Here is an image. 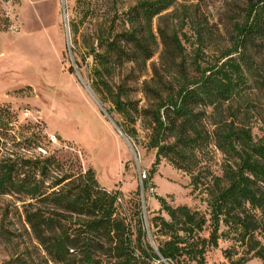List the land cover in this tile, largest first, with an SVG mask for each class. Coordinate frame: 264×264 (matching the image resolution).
Here are the masks:
<instances>
[{
    "label": "trees",
    "instance_id": "1",
    "mask_svg": "<svg viewBox=\"0 0 264 264\" xmlns=\"http://www.w3.org/2000/svg\"><path fill=\"white\" fill-rule=\"evenodd\" d=\"M174 5L175 0H133L122 12L126 27L109 38L97 39L96 49L91 48L88 55L95 63L94 89L110 102L111 109L125 122L133 123L136 116L147 119V147L155 149L149 172L165 158L189 173L194 188L198 183L204 185L209 217L186 204L171 206L158 197V211L165 217L152 216L150 225L164 238L153 250L144 242L136 196L127 199L131 223L117 212L120 192L102 188L91 168L72 172L51 155L0 153V195L24 198L23 220L54 264H150L152 258L170 264H207V251L228 234L245 246L243 256L236 259L229 249L223 250L230 264L264 258V134L255 141L251 128L236 120L239 108L231 110L230 106L241 84L249 82L253 90H264L260 61L264 0L247 1L243 19L233 24L230 46L213 63L201 66L194 59L199 70L195 77L178 61L184 51L179 35L170 30L171 24L161 26ZM158 45V63L150 64L151 74L140 85L153 104L139 108L122 92V82L111 83L104 73L110 59L144 65ZM196 51L198 55L200 48ZM158 64L163 68L161 74ZM207 109H211V130L204 121ZM5 115L8 109L0 106V129L7 125ZM126 129L134 133L132 126ZM212 142L226 158L222 174L202 176L197 153ZM1 146L0 141V150ZM146 183L142 178L141 186ZM208 222L209 233L203 236Z\"/></svg>",
    "mask_w": 264,
    "mask_h": 264
},
{
    "label": "rangeland",
    "instance_id": "2",
    "mask_svg": "<svg viewBox=\"0 0 264 264\" xmlns=\"http://www.w3.org/2000/svg\"><path fill=\"white\" fill-rule=\"evenodd\" d=\"M132 1L0 0V106L8 109L4 117L7 125L0 129V153L51 155L72 172L91 168L102 188L120 192L117 212L131 223L127 199L136 196L144 242L155 250L164 238L150 225L152 216L165 217L158 211V197L171 206L186 204L209 215L204 185L198 183L194 188L189 173L165 158L149 172L155 149L147 147V119L136 116L133 123L125 122L94 89L95 63L88 52L96 49L97 39L109 38L126 27L122 12ZM247 1L175 0L172 13L161 26L171 24L170 30L179 35L184 51L178 61L190 77L199 74L194 59L207 66L230 46L233 24L243 19ZM159 49L158 45L140 66L110 59L104 73L109 82H122V92L139 108L153 104L140 85L151 74L150 64L158 63ZM260 56L264 69V49ZM158 67L163 73L161 64ZM230 106L231 110L239 108L236 120L251 128L255 141L260 140L264 134V90H253L249 82L241 84ZM210 112L207 109L204 117L209 130ZM128 126L134 128L133 134L127 131ZM197 155L202 176L222 174L226 158L213 142ZM142 178L146 187L141 186ZM22 199L16 194L0 195V264H54L23 220ZM209 230L208 222L201 234L207 236ZM231 237L233 234L221 236L218 246L207 251V264H230L223 256L224 249L231 251L232 259L243 256L245 246ZM150 264L159 263L151 260ZM245 264H264V258L250 257Z\"/></svg>",
    "mask_w": 264,
    "mask_h": 264
},
{
    "label": "built area",
    "instance_id": "3",
    "mask_svg": "<svg viewBox=\"0 0 264 264\" xmlns=\"http://www.w3.org/2000/svg\"><path fill=\"white\" fill-rule=\"evenodd\" d=\"M152 261L155 263H160V262L166 263V260L162 258H152Z\"/></svg>",
    "mask_w": 264,
    "mask_h": 264
},
{
    "label": "crops",
    "instance_id": "4",
    "mask_svg": "<svg viewBox=\"0 0 264 264\" xmlns=\"http://www.w3.org/2000/svg\"><path fill=\"white\" fill-rule=\"evenodd\" d=\"M34 1H36V0H34ZM37 1H39V0H37Z\"/></svg>",
    "mask_w": 264,
    "mask_h": 264
},
{
    "label": "water",
    "instance_id": "5",
    "mask_svg": "<svg viewBox=\"0 0 264 264\" xmlns=\"http://www.w3.org/2000/svg\"><path fill=\"white\" fill-rule=\"evenodd\" d=\"M119 132V131H118ZM120 133V132H119Z\"/></svg>",
    "mask_w": 264,
    "mask_h": 264
}]
</instances>
